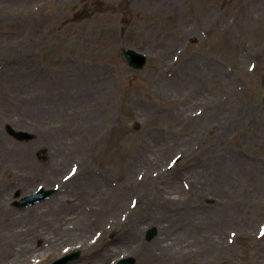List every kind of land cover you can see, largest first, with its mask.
<instances>
[{"label":"rangeland","instance_id":"rangeland-1","mask_svg":"<svg viewBox=\"0 0 264 264\" xmlns=\"http://www.w3.org/2000/svg\"><path fill=\"white\" fill-rule=\"evenodd\" d=\"M263 75L264 0H0V264H264Z\"/></svg>","mask_w":264,"mask_h":264},{"label":"bare ground","instance_id":"bare-ground-1","mask_svg":"<svg viewBox=\"0 0 264 264\" xmlns=\"http://www.w3.org/2000/svg\"><path fill=\"white\" fill-rule=\"evenodd\" d=\"M187 70H190V66L188 65V67L186 68ZM186 72V71H185ZM225 106L224 105H220V106H218V107H215V108H213V110H211L205 117L203 116V114L201 115V116H198V117H195V118H192L193 120H192V122H193V125H194V122H195V120L197 119V118H200L201 117V119L204 117V121H205V123L206 124H208L210 127L212 126V124L214 123V121H216V120H221V122H223V121H225L226 119H225V114H224V112H225V108H224ZM197 123V122H196ZM45 137L46 136H44V135H41V140L43 141L44 139H45ZM45 145H46V142H45ZM210 151V150H209ZM203 155H205V154H203ZM206 155H208V157L206 158V160H210V156H209V152H206ZM253 168V166H250V169H252ZM258 184H256L255 185V187H254V189L256 190L257 188H258ZM67 204V203H66ZM9 211V209L7 208H5V207H3V205H0V216H4L3 214H6L7 212ZM166 214V213H165ZM88 223H90V221H88ZM59 230V231H61V232H57V231H54V230ZM40 231H38V232H33V236L35 237V238H33L32 239V242H34L33 244H34V246H37V245H39V244H41L42 243V245H43V242L45 241V242H48V245L49 246H55V244L56 243H58V240H64V239H67V238H69V236L70 235H72V233H69L68 232V230L67 229H64V228H61V227H51L49 230H45V231H43V232H40ZM36 248H39V247H36ZM24 250H28V252L29 251H31V248L30 247H25L24 246V248H23ZM21 251H23V250H21ZM21 251H19L18 252V254L16 255V257L15 258H18V257H20V256H22L21 255Z\"/></svg>","mask_w":264,"mask_h":264},{"label":"water","instance_id":"water-1","mask_svg":"<svg viewBox=\"0 0 264 264\" xmlns=\"http://www.w3.org/2000/svg\"><path fill=\"white\" fill-rule=\"evenodd\" d=\"M123 55L127 61L134 66H140L145 61L141 55L135 53L133 50L125 49L123 50ZM117 264H133V260L131 258L124 259Z\"/></svg>","mask_w":264,"mask_h":264}]
</instances>
